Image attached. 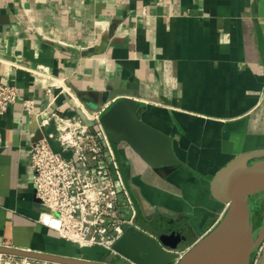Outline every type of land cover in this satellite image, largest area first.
<instances>
[{
  "label": "crops",
  "instance_id": "0c3cea01",
  "mask_svg": "<svg viewBox=\"0 0 264 264\" xmlns=\"http://www.w3.org/2000/svg\"><path fill=\"white\" fill-rule=\"evenodd\" d=\"M37 72L48 81L38 82ZM0 81L18 89L0 112L3 245L106 258L44 220L31 147L45 116L90 117L124 88L144 102L141 118L171 137L183 161L152 167L127 142L112 141L137 212L129 226L166 250L187 251L227 210L212 195L217 171L264 149V0H0ZM27 99L34 113L25 111ZM52 145L62 150L57 140ZM120 200L128 216L123 194ZM251 264H264V242Z\"/></svg>",
  "mask_w": 264,
  "mask_h": 264
},
{
  "label": "built area",
  "instance_id": "2783aa9c",
  "mask_svg": "<svg viewBox=\"0 0 264 264\" xmlns=\"http://www.w3.org/2000/svg\"><path fill=\"white\" fill-rule=\"evenodd\" d=\"M44 75L36 73L41 84L48 81ZM53 85L54 82H47L49 93ZM17 98V87L0 81V112L7 111ZM23 107L34 113L35 101L24 100ZM88 118L93 124H87L81 116L56 112L41 120L42 137L31 147L33 185L44 220L62 238L81 248L99 247L106 254H118L114 246L126 228L134 224L137 212L111 136L99 121V111ZM52 140L59 142L61 151L54 149ZM122 194L128 216L120 205ZM186 252L179 251V257L171 264H178ZM121 257L125 261L122 264H136Z\"/></svg>",
  "mask_w": 264,
  "mask_h": 264
},
{
  "label": "water",
  "instance_id": "95a60500",
  "mask_svg": "<svg viewBox=\"0 0 264 264\" xmlns=\"http://www.w3.org/2000/svg\"><path fill=\"white\" fill-rule=\"evenodd\" d=\"M144 102L131 90L119 88L99 110V121L113 142H127L150 166L182 164L170 136L146 123L140 116ZM80 116L91 125L83 113ZM212 195L228 204L221 221L181 257L178 264H251L254 252L264 242V221L255 229L251 196L264 190V149L243 152L222 166L210 181ZM167 242V241H165ZM118 254L90 260L56 253L5 246L0 253L57 264H116L123 256L137 264H171L178 252L166 250L154 237L133 226L116 242Z\"/></svg>",
  "mask_w": 264,
  "mask_h": 264
},
{
  "label": "rangeland",
  "instance_id": "374dc122",
  "mask_svg": "<svg viewBox=\"0 0 264 264\" xmlns=\"http://www.w3.org/2000/svg\"><path fill=\"white\" fill-rule=\"evenodd\" d=\"M252 211L254 214L255 229H258L264 221V190L251 197ZM260 205V208H258ZM0 264H57L20 256L6 255L0 253Z\"/></svg>",
  "mask_w": 264,
  "mask_h": 264
},
{
  "label": "trees",
  "instance_id": "16d2710c",
  "mask_svg": "<svg viewBox=\"0 0 264 264\" xmlns=\"http://www.w3.org/2000/svg\"><path fill=\"white\" fill-rule=\"evenodd\" d=\"M252 197V196H251ZM252 199V198H251ZM258 208H260V205H258Z\"/></svg>",
  "mask_w": 264,
  "mask_h": 264
}]
</instances>
